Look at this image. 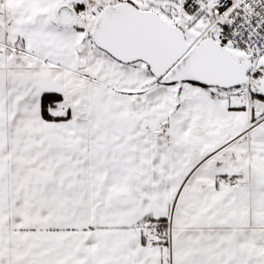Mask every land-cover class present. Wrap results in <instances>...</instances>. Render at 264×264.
Segmentation results:
<instances>
[{"label":"snow or ice","instance_id":"1","mask_svg":"<svg viewBox=\"0 0 264 264\" xmlns=\"http://www.w3.org/2000/svg\"><path fill=\"white\" fill-rule=\"evenodd\" d=\"M0 264H264V0H0Z\"/></svg>","mask_w":264,"mask_h":264}]
</instances>
